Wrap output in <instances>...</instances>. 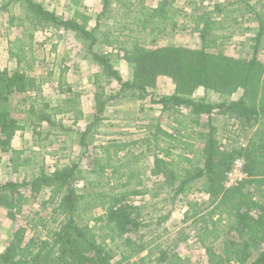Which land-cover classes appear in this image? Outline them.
<instances>
[{
	"label": "trees",
	"instance_id": "trees-1",
	"mask_svg": "<svg viewBox=\"0 0 264 264\" xmlns=\"http://www.w3.org/2000/svg\"><path fill=\"white\" fill-rule=\"evenodd\" d=\"M129 1L103 0L98 20L111 13L113 4L121 6ZM179 1L182 0H159L156 7L149 8L143 4L144 0H139V10L133 18L136 27H125V31L163 34L167 28L176 30L175 6ZM243 2L237 0L230 6L238 4L236 11H241ZM12 3L24 7L37 27L44 31L54 29L76 34L93 53L107 81H116L118 89L111 97H106L105 91L95 94L93 121L79 132L82 155L77 163L51 172L43 171L21 183L0 181V207L7 211L11 221L17 222L23 214L27 200L25 190L35 198L48 196L44 205L51 209L48 217L39 218L33 225V229L41 228L45 237L28 238L26 227L15 229L0 253V264H188L175 247L155 245L151 248L152 242L145 243V235L135 238L146 225L142 223L141 209L133 200L149 194L143 187L150 178L164 186L177 185L176 197L189 192L192 183L202 182L203 192L209 196V212L199 218L197 240L205 251L207 264H264V98L257 103L255 97L252 100L247 97L253 83H260L264 75V65L258 58L264 38L263 21L259 20L254 55L244 62L209 52L217 48L219 39L215 31L225 15L221 4L215 11L203 13L195 23L200 30V50L151 49L138 37L126 35V40L120 39L122 30L116 37L113 33H104V45L111 51L93 52L98 44L95 33L99 26L90 28L92 17L84 10V0H69L73 9L69 18L53 13L37 0H9L7 5ZM14 21L12 17L10 24ZM31 39L32 42L34 35ZM31 42L15 41L9 54L16 61V67L0 69V161L9 155L13 173L30 166L32 161L25 150L14 147L26 126L6 110L4 104L37 89L31 76L35 63ZM121 57L133 65L134 80L126 81L114 67L113 62ZM100 76L102 74L96 78ZM160 76L172 78L176 91L154 100L150 88ZM199 88L225 94L241 88L244 95L217 103L196 100L192 94ZM149 98L160 105L163 112L188 109L187 121L175 119V126L168 130L157 126L151 137L130 142L108 141L95 152L90 151L96 128L104 120L111 100L146 101ZM25 113L35 130L43 123L56 126V117L62 114H73L75 123L83 119L74 100L57 106L41 100L27 105ZM204 117L207 118L205 127L202 126ZM217 117L231 118L235 131H252L247 145L227 148L218 137L214 124ZM186 130H191L190 135L184 134ZM138 143L144 144V150L133 149ZM148 155L153 159L152 167L146 163ZM237 158H244L249 179L226 189V173ZM194 160H197L195 166ZM81 184L84 185L82 190L79 189ZM197 207V203H188L186 221L198 215ZM98 209L103 214L97 215ZM120 240L124 249L116 262L109 244ZM136 257L138 260L133 261Z\"/></svg>",
	"mask_w": 264,
	"mask_h": 264
},
{
	"label": "rangeland",
	"instance_id": "rangeland-1",
	"mask_svg": "<svg viewBox=\"0 0 264 264\" xmlns=\"http://www.w3.org/2000/svg\"><path fill=\"white\" fill-rule=\"evenodd\" d=\"M8 1L0 0V69H14L16 62L11 58L9 50L14 49L15 41L30 43L31 36L34 35L31 43H33L35 63L31 76L36 81L37 89L27 96L13 98L4 104V108L26 126V131L20 134V139L16 140V146L25 150L32 162L25 169L13 173L8 165V156H4V160L0 162V181L13 180L21 183L43 171L51 172L57 167L77 163L81 159L79 132L93 121L96 112L95 94L105 91L106 97H111L117 91L118 85L116 81H107L102 69L95 63L93 53L89 52L76 34L52 29L53 33L46 35V30L37 27L24 7L15 3L7 5ZM37 1L59 16L69 18L73 14L69 0ZM138 1L130 0L121 6L113 4L111 13L98 20L103 9V0H84V10L92 17L90 28L99 26L95 33L98 44L93 52L111 51V48L104 45V39H106L104 33L110 32L116 37L122 30L124 31L120 39L126 40V35L138 37L146 47L151 49L176 47L200 50V30L196 28L195 23L203 13L215 11L216 6L221 4L225 15L222 25L217 26L218 30L215 31L219 40L217 48L209 52L225 55L239 62L248 61L254 55L255 37L260 29L259 20L264 23V0H243L245 2H243L241 11H236L238 4L230 6L237 0L179 1L175 6L178 28L174 31L167 28L163 34L157 32L148 34V31L141 33L125 31V27L129 29L136 27L133 24V18L139 10ZM158 2L159 0H144L143 4L153 8L158 5ZM12 17L15 21L11 25ZM258 58L264 65V38L259 46ZM113 64L126 81L134 80L133 65L128 60L121 57ZM100 74L102 76L96 78V75ZM61 75H63L62 80H60ZM263 83L264 75L260 83H253L251 93L249 92L247 97L251 100L255 97L254 101L257 103L263 99ZM150 91L155 95L154 100H157L158 97L174 94L176 84L172 78L160 76ZM243 95L244 91L241 88L231 94L199 88L192 94V98L217 103L224 99H239ZM41 100L49 102L51 106L71 103L74 100L77 109L80 110V107L84 109L85 117L83 115V119L75 123L73 114H62L56 117V126L43 123L35 130V126L28 121L25 108ZM188 115L189 110L184 108L163 112L160 105L153 102L151 98L146 101L111 100L104 112V120L96 128L93 143L89 149L95 152L99 145L113 140L123 142L143 140L151 137L155 127L161 126L168 130L171 126H175L173 122L175 119L186 122ZM206 122L207 118L204 117L203 127L206 126ZM214 124L218 128V137L227 148L247 145L252 135V131L248 133L241 130L235 131L232 128L233 120L229 117H217ZM190 131L186 130L184 134L190 135ZM182 140L186 142L188 139ZM144 148L143 143H138L133 149L140 152ZM145 160L150 167L153 166V159L150 155L146 156ZM193 164V166L197 165V160H194ZM191 186L189 192L176 197L177 185L168 187L159 184L155 178L146 180L143 189L148 190L149 194L133 200L135 205L141 209L142 223L146 225L135 238L140 239L141 235H145L144 241L145 243L152 242L151 248L155 245L175 247L188 264H207L205 251L198 243L197 235L201 225L199 218L209 212L207 209L209 196L203 192L202 182H194ZM83 187L84 185L81 184L79 189L82 190ZM25 194L27 200L24 211L18 217L17 222L11 221L7 216V211L0 207V253L8 245L11 233L19 227L27 228L28 238L45 237V232L41 228L33 229V225L39 218H46L50 214L49 205H44L48 196L35 198L28 190H25ZM188 203L198 204L196 209L198 215L186 221ZM96 214L101 215L103 211L98 209ZM166 217H168L167 220L161 225L160 223ZM109 246L113 250L114 261H119L121 251L124 249L123 241L120 240ZM137 260L138 257L133 258V261Z\"/></svg>",
	"mask_w": 264,
	"mask_h": 264
},
{
	"label": "built area",
	"instance_id": "built-area-1",
	"mask_svg": "<svg viewBox=\"0 0 264 264\" xmlns=\"http://www.w3.org/2000/svg\"><path fill=\"white\" fill-rule=\"evenodd\" d=\"M53 33L52 29L45 31L46 35ZM249 179L248 174L245 172V160L244 158H237L231 168L226 173L225 187L231 189Z\"/></svg>",
	"mask_w": 264,
	"mask_h": 264
},
{
	"label": "crops",
	"instance_id": "crops-1",
	"mask_svg": "<svg viewBox=\"0 0 264 264\" xmlns=\"http://www.w3.org/2000/svg\"><path fill=\"white\" fill-rule=\"evenodd\" d=\"M15 61V60H14ZM16 62V61H15ZM16 64V63H15ZM17 65V64H16ZM16 67V66H15ZM80 110L82 111V113H83V115H84V117H85V111H84V109H82L81 107H80ZM26 130H24V131H22V132H20L19 133V136L16 138V140L20 137V134H22L23 132H25ZM20 139V138H19ZM14 147L16 148V149H19L17 146H16V141H15V143H14ZM4 158L5 157H3V159L0 161V162H2L3 160H4ZM8 165H9V155H8ZM11 169V168H10Z\"/></svg>",
	"mask_w": 264,
	"mask_h": 264
}]
</instances>
